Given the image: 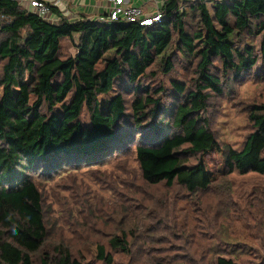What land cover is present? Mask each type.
Returning a JSON list of instances; mask_svg holds the SVG:
<instances>
[{"label":"trees","instance_id":"obj_1","mask_svg":"<svg viewBox=\"0 0 264 264\" xmlns=\"http://www.w3.org/2000/svg\"><path fill=\"white\" fill-rule=\"evenodd\" d=\"M161 1L164 19L140 26L58 7L48 23L0 0V264H92L75 244L50 240L41 188L132 148L143 184L177 186L193 203L232 174L264 175V103L247 107L241 150L220 144L209 116L213 99L264 67V0ZM130 231L121 222L92 242L97 262L136 258ZM214 255L209 264H238Z\"/></svg>","mask_w":264,"mask_h":264},{"label":"rangeland","instance_id":"obj_2","mask_svg":"<svg viewBox=\"0 0 264 264\" xmlns=\"http://www.w3.org/2000/svg\"><path fill=\"white\" fill-rule=\"evenodd\" d=\"M63 48L76 53L69 42ZM173 76L186 82L181 72ZM160 78L167 86L170 77ZM252 102L264 103L260 60L222 97L212 100L211 129L221 145L243 148L250 132L247 107ZM89 120L85 111L81 121ZM133 151L105 165L71 169L43 185L51 241H69L82 249L86 263L102 264L92 242L122 222L131 230L129 243L140 252L134 259L117 254L115 264H134L135 259L137 264H209L216 253L238 264H264V175L232 174L193 203L177 186L143 184ZM208 162L218 165L221 159L211 156Z\"/></svg>","mask_w":264,"mask_h":264},{"label":"built area","instance_id":"obj_3","mask_svg":"<svg viewBox=\"0 0 264 264\" xmlns=\"http://www.w3.org/2000/svg\"><path fill=\"white\" fill-rule=\"evenodd\" d=\"M19 3L27 11L34 13L39 18L48 23H58L59 18L54 14L52 8H59L60 11L70 18L77 17L68 10V0H11ZM107 9L104 14H100L92 19L101 23H109L122 19L131 23H138L140 26H151L160 23L164 19L161 13V0L156 1V6L152 12L145 10L143 6L133 4L132 0H105ZM231 1V0H218Z\"/></svg>","mask_w":264,"mask_h":264},{"label":"crops","instance_id":"obj_4","mask_svg":"<svg viewBox=\"0 0 264 264\" xmlns=\"http://www.w3.org/2000/svg\"><path fill=\"white\" fill-rule=\"evenodd\" d=\"M158 0H132L133 4L143 6L148 12H152ZM69 12L71 14H87L89 17H97L106 12L105 0H68ZM148 7V8H147Z\"/></svg>","mask_w":264,"mask_h":264}]
</instances>
